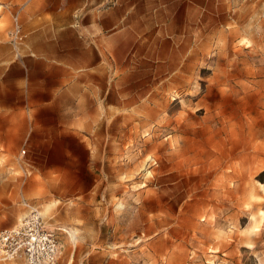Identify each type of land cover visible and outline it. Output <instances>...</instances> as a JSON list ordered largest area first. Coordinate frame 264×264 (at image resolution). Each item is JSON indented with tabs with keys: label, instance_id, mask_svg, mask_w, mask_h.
I'll return each instance as SVG.
<instances>
[{
	"label": "rangeland",
	"instance_id": "rangeland-1",
	"mask_svg": "<svg viewBox=\"0 0 264 264\" xmlns=\"http://www.w3.org/2000/svg\"><path fill=\"white\" fill-rule=\"evenodd\" d=\"M0 2L25 35L14 44L3 9L1 67L38 56L34 36L62 48L70 20L118 0ZM172 2L148 53L127 34L108 46L94 76L106 106L78 125L91 150L70 165L46 164L60 151L31 116L20 139L0 112V230L36 203L62 245L56 264H264V0H201L188 22Z\"/></svg>",
	"mask_w": 264,
	"mask_h": 264
},
{
	"label": "crops",
	"instance_id": "crops-1",
	"mask_svg": "<svg viewBox=\"0 0 264 264\" xmlns=\"http://www.w3.org/2000/svg\"><path fill=\"white\" fill-rule=\"evenodd\" d=\"M101 1L88 0V3L93 6ZM164 1L118 0L115 6L102 13H95L90 8L77 21L70 20L67 27H63L69 37L59 36L62 48L54 50L50 41L45 39L46 43L38 46L34 36L31 50L38 56L18 62L8 61L0 67V112L10 119V129L19 134L20 139L26 133L24 117H32L33 124H36L33 132L43 134L42 147L60 151L57 157L48 158L47 165L68 166L76 158L74 151L91 150L84 139V131L78 125L96 111L97 102L106 106V85L96 82L94 76H100L101 70L105 76L108 46L116 49L122 46L124 34H127L132 45L144 47V52L148 53L153 22L158 16L162 17ZM172 1L173 5L179 3L184 7L182 21L195 19L196 7L201 0ZM0 4V13L3 9L10 13L15 9L8 7L9 3ZM38 142L40 139L36 138L35 143ZM0 143L6 142L0 139ZM24 202L29 201L22 202L26 214ZM30 203L38 207L36 203Z\"/></svg>",
	"mask_w": 264,
	"mask_h": 264
},
{
	"label": "built area",
	"instance_id": "built-area-1",
	"mask_svg": "<svg viewBox=\"0 0 264 264\" xmlns=\"http://www.w3.org/2000/svg\"><path fill=\"white\" fill-rule=\"evenodd\" d=\"M9 35L14 44H22L25 35L20 10L16 8L11 12ZM24 204L27 211L21 220L0 230V263L56 264L62 248L57 230L47 226L37 206Z\"/></svg>",
	"mask_w": 264,
	"mask_h": 264
},
{
	"label": "bare ground",
	"instance_id": "bare-ground-1",
	"mask_svg": "<svg viewBox=\"0 0 264 264\" xmlns=\"http://www.w3.org/2000/svg\"><path fill=\"white\" fill-rule=\"evenodd\" d=\"M70 236H72V234H70Z\"/></svg>",
	"mask_w": 264,
	"mask_h": 264
}]
</instances>
